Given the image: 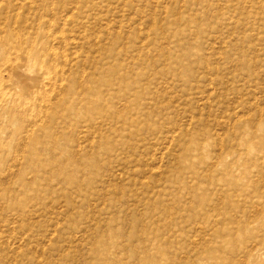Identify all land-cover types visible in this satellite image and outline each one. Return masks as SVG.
<instances>
[{
	"label": "rangeland",
	"instance_id": "374dc122",
	"mask_svg": "<svg viewBox=\"0 0 264 264\" xmlns=\"http://www.w3.org/2000/svg\"><path fill=\"white\" fill-rule=\"evenodd\" d=\"M0 264H264V0H0Z\"/></svg>",
	"mask_w": 264,
	"mask_h": 264
}]
</instances>
